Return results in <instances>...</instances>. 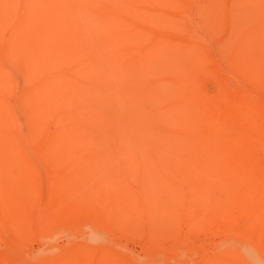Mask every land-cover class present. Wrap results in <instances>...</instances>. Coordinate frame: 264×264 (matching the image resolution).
Segmentation results:
<instances>
[{"label":"bare ground","instance_id":"obj_1","mask_svg":"<svg viewBox=\"0 0 264 264\" xmlns=\"http://www.w3.org/2000/svg\"><path fill=\"white\" fill-rule=\"evenodd\" d=\"M189 10L186 0H0V160L184 166L214 182L197 186L219 196L222 189L237 205L252 201L213 220L244 225L264 242V0H202L197 25ZM226 21L222 67L202 33H222ZM220 160L238 181H215ZM109 185L101 201L81 193L60 213L135 225L142 205H120L118 216Z\"/></svg>","mask_w":264,"mask_h":264},{"label":"rangeland","instance_id":"obj_2","mask_svg":"<svg viewBox=\"0 0 264 264\" xmlns=\"http://www.w3.org/2000/svg\"><path fill=\"white\" fill-rule=\"evenodd\" d=\"M186 2L190 6L188 18L199 24L197 8L202 0ZM229 30L226 21L222 33H202V39L211 44L215 62L222 67L224 61L218 58V44L226 39ZM7 69L11 76L16 74L15 69L8 66ZM17 81L14 85L18 88L12 96L15 105L23 86L20 76ZM15 110L21 118V107ZM261 159L264 163V157ZM114 160L125 165L116 168ZM136 162L130 157L53 160L35 158L32 154L22 159L0 160V261L5 264H264V242L254 232L234 222L213 220L217 211L233 217L231 211L248 208L254 204L252 201L237 205L230 202L222 189L219 196L213 188L208 191V187L197 186L214 185V182L201 181L185 171L184 166L163 164V168L155 169L151 161ZM221 162H216L211 174L215 181L227 184L234 178L238 181L239 173L226 171ZM107 185L118 216L120 205L126 211L133 209L134 203L142 205L134 215L141 216L131 228L127 224L109 228L106 226L109 216L103 219L107 224L97 225L90 216L65 218L60 213L63 201H71L81 193L100 200V194L103 195L100 191ZM120 191L127 195L128 201L121 199ZM96 218L92 220L99 219ZM157 222L163 223L160 228L156 227Z\"/></svg>","mask_w":264,"mask_h":264}]
</instances>
